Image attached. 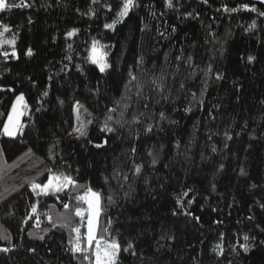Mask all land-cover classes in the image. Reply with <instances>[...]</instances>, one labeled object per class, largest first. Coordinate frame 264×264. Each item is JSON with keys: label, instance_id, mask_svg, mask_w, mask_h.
<instances>
[{"label": "trees", "instance_id": "obj_1", "mask_svg": "<svg viewBox=\"0 0 264 264\" xmlns=\"http://www.w3.org/2000/svg\"><path fill=\"white\" fill-rule=\"evenodd\" d=\"M25 2L0 12L17 52L0 55V264H88L69 240L87 231L74 213L89 187L117 264H264V3L135 0L108 29L122 0ZM94 40L104 73L87 59ZM20 94L24 127L4 135ZM76 103L92 114L86 135H73ZM49 169L83 187L36 196Z\"/></svg>", "mask_w": 264, "mask_h": 264}, {"label": "snow or ice", "instance_id": "obj_2", "mask_svg": "<svg viewBox=\"0 0 264 264\" xmlns=\"http://www.w3.org/2000/svg\"><path fill=\"white\" fill-rule=\"evenodd\" d=\"M96 0H93V3H95ZM205 3H207V0H204ZM261 3H264V0H261ZM166 7L172 8L173 2L172 0H165ZM31 5L27 4L25 0H21L19 4H10L7 3L6 0H0V12L5 11L6 9L11 8H19V7H30ZM137 6L135 4V0H122V5L119 8V11L117 12L116 16L117 18L113 20L111 24H105L104 27L111 29L115 26V24L121 22L124 17H127L130 10ZM240 7L244 9H249L248 4H243ZM109 11H111V6H108ZM225 11L228 12H235L238 9L232 8L229 9L225 6ZM251 11L256 12L257 9L253 6L250 8ZM261 16H264V12L259 13ZM31 22V21H29ZM252 27H255V22H253ZM11 31L10 27L7 24H0V49H2L5 45L10 46L12 48V52L9 53L8 51H2L0 52V55H3L5 59H8L11 55L12 57H17V52L15 50V38L7 39L5 38V34L9 33ZM78 30L73 29L66 33L67 38H71L74 35H76ZM175 31V29H173ZM68 48L71 49L72 45L69 44ZM104 46L100 45L99 41L94 40L91 45L89 56L87 57L88 62H90L92 65H95L98 67L99 71L101 73H104L109 67H111L107 63V52L103 50ZM32 50L29 48L26 52L27 56H31ZM68 59H71V57H67ZM249 61L251 62L254 57H249ZM219 79V77H217ZM135 79V77H133ZM44 95L47 96L48 93L44 92ZM62 103V101H61ZM21 107L27 108V104L25 103V97L23 94H20L16 97V102L13 103L11 111L7 114V121L3 125V132L2 134L8 135V136H14L18 130H22L24 127L23 124L20 123V117L24 115V112L21 111ZM107 131H112V129L107 128ZM77 131H80L81 135H84L83 131L80 129H77ZM148 131H151V128H148ZM231 139V137H228ZM99 147V145H97ZM135 151V149H133ZM215 151V149H213ZM155 163V161H153ZM51 174L48 175L47 181L44 183H36L32 182L30 187L31 191L36 196H49L53 195L56 197L57 200L60 199L58 193L64 192L69 185H72L74 187H83L78 186L76 184V181L72 179L71 176L65 175L64 173H54L50 169L48 170ZM136 172H140V166H137L135 169ZM243 174V171H242ZM183 195H187V192H185ZM111 199V197H109ZM76 200L78 202H82L83 204L87 205L86 209H83L81 207H77L75 209L74 215L79 217L81 220V225H83V222L85 220L84 213L87 212L86 217V233L81 234V227H73L71 228V232L75 233V237L69 240V243L72 245L71 251L73 253H80L83 255V259L88 262V264H117L118 257L121 251L120 244L113 238L108 239L106 235H98V217L100 214V202H101V196L100 193L93 191L90 187L83 193V195H78L76 197ZM39 201L37 203H34L31 206V211L33 214L37 212V206ZM177 203L179 204L180 201L178 200ZM191 203V201H189ZM70 205L69 203H63V208L65 210L69 209ZM29 219H32V216H29ZM37 220H39V217H36ZM49 222H52V217L48 216ZM39 226V225H37ZM56 225L53 224V227ZM61 227H67V222L60 225ZM104 233L108 232V229H103ZM41 240L44 239L43 236L39 237ZM244 241H248L249 237L245 235L243 237ZM83 241V246H82ZM133 245L129 243L126 248L123 249V251H128L129 249H132ZM220 246L217 245V248ZM241 247L244 249V251H248V245L242 244ZM0 251H8V249H0Z\"/></svg>", "mask_w": 264, "mask_h": 264}, {"label": "rangeland", "instance_id": "obj_3", "mask_svg": "<svg viewBox=\"0 0 264 264\" xmlns=\"http://www.w3.org/2000/svg\"><path fill=\"white\" fill-rule=\"evenodd\" d=\"M100 45H103L104 46L103 50L107 52V63H108L109 49H108L107 45H104L102 43H100ZM15 102H16V100L14 101V103ZM25 103L27 104L26 99H25ZM21 111H23L24 115H25L27 113V108L25 109V108L21 107ZM24 115H22L20 117V123L21 124H23ZM75 116H76V125H75L73 135H81L80 131H77V129H80L81 131H83L84 135H86L88 133L89 128H90V119L92 117L91 112L88 111L81 103H76V105H75ZM20 132H21V130H18L14 136L19 134ZM98 222H99V217H98ZM20 264H26V263L21 262Z\"/></svg>", "mask_w": 264, "mask_h": 264}]
</instances>
